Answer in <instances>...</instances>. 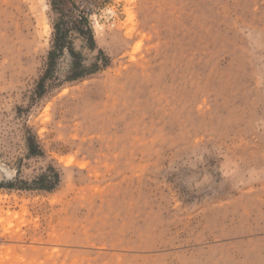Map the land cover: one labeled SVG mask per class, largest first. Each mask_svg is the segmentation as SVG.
Listing matches in <instances>:
<instances>
[{"label": "rangeland", "instance_id": "1", "mask_svg": "<svg viewBox=\"0 0 264 264\" xmlns=\"http://www.w3.org/2000/svg\"><path fill=\"white\" fill-rule=\"evenodd\" d=\"M0 264H264V0H0Z\"/></svg>", "mask_w": 264, "mask_h": 264}, {"label": "trees", "instance_id": "2", "mask_svg": "<svg viewBox=\"0 0 264 264\" xmlns=\"http://www.w3.org/2000/svg\"><path fill=\"white\" fill-rule=\"evenodd\" d=\"M55 33L56 34H59V31H58V26H56L55 25ZM56 40V43H55V45L57 46H60V44H58L59 43V36H57L56 38H55ZM53 52H51L50 53V60H52V56H53ZM69 54H70V56H72L73 58H75L76 57V54L74 53V52H72V50H69ZM78 65V62H74V66H77ZM85 73V70H80L79 72L78 71H74L73 72V74L70 76L71 78H76V77H79V76H81L82 74H84Z\"/></svg>", "mask_w": 264, "mask_h": 264}]
</instances>
